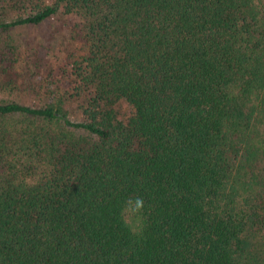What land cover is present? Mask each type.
<instances>
[{"label":"trees","instance_id":"trees-1","mask_svg":"<svg viewBox=\"0 0 264 264\" xmlns=\"http://www.w3.org/2000/svg\"><path fill=\"white\" fill-rule=\"evenodd\" d=\"M0 264H264V0H0Z\"/></svg>","mask_w":264,"mask_h":264},{"label":"clouds","instance_id":"clouds-1","mask_svg":"<svg viewBox=\"0 0 264 264\" xmlns=\"http://www.w3.org/2000/svg\"><path fill=\"white\" fill-rule=\"evenodd\" d=\"M136 204H137V207L138 208H140V207H142V205H143V201H142V198H137V200H136Z\"/></svg>","mask_w":264,"mask_h":264}]
</instances>
